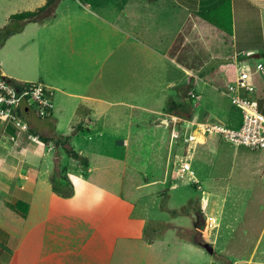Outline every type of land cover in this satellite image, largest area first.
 Returning <instances> with one entry per match:
<instances>
[{
  "label": "crops",
  "instance_id": "1",
  "mask_svg": "<svg viewBox=\"0 0 264 264\" xmlns=\"http://www.w3.org/2000/svg\"><path fill=\"white\" fill-rule=\"evenodd\" d=\"M156 1L131 0L130 27L117 18L120 14L113 17V12L106 10L83 11L85 15L80 11H56L53 19L37 22L42 39L48 40L49 34L57 42L50 46V64H45L51 66V71L46 68L40 75L48 84L41 82L51 90L53 108L48 118L39 119L28 112L25 117L38 135H65L68 140L57 147L52 142L34 143L0 120V264H155L163 253L173 250L171 243L190 246L191 238H167L172 228L184 229L182 215L194 219L187 206V184L203 191L199 178L209 185L216 184L218 177H203L192 171L194 182L178 166L186 149L182 138L190 128L186 121L218 122L238 128L241 114L226 89L223 94L239 111L237 117L232 109L218 112L214 102L193 104L194 97L201 100L199 94L190 95V112L180 108L167 112L164 108L169 101L181 103L182 98L186 99L191 92L189 83L194 84L191 89L198 91L199 87L204 90L205 85H210L211 77L219 80L223 76L220 73L202 72L213 59L220 60L215 61L218 68L225 65L222 59L231 58L229 62L236 68L240 60L250 65L241 52H254L250 56L259 58V51L264 50V0H158L178 8L181 15L176 22L168 17L157 18L156 12L161 9L156 7ZM115 3L122 4L123 0ZM118 10L121 12L123 6ZM198 10L214 13L213 19L218 22L221 12L224 17L230 12L231 34L197 15ZM96 18L102 23H93ZM255 19L260 30L251 27ZM242 38L250 44L245 43L240 53L235 52ZM227 47L234 52L227 53ZM56 54H60L58 58L63 55L57 62ZM253 66L250 65L253 96L264 112V82L260 74L264 64L258 71ZM140 68L144 78H148L145 82H154L152 69L161 68L167 87H160L154 93L157 98L147 105L128 104L140 112L133 128L105 122L108 110L123 114V109L116 108L124 104L123 100L112 99L124 98L117 82H135ZM48 74L54 79L46 77ZM7 75L14 79L10 73ZM110 83L116 91L114 95L108 91ZM151 116L156 117L151 121ZM171 116L176 117V124L169 123ZM101 117L110 128L102 129L98 122ZM143 123L149 126L145 128ZM173 133L180 139L172 138ZM8 136H14V140ZM132 136L137 139L134 152L129 149ZM106 147L110 149L105 151ZM232 147L238 148L217 136L201 139L192 144L190 169L194 156L209 163L213 155L230 156ZM66 148L85 157L86 167L68 156ZM62 167H68L66 170L71 173L66 196L53 190L50 183ZM215 196L209 190L200 192L194 202L189 200L198 217L193 232L196 238L192 241L196 243L192 246L217 241L220 226ZM17 201L27 204L25 214L14 208ZM159 201L164 205H159ZM161 209L168 220L158 217Z\"/></svg>",
  "mask_w": 264,
  "mask_h": 264
},
{
  "label": "rangeland",
  "instance_id": "2",
  "mask_svg": "<svg viewBox=\"0 0 264 264\" xmlns=\"http://www.w3.org/2000/svg\"><path fill=\"white\" fill-rule=\"evenodd\" d=\"M75 1L82 7H78ZM75 1L62 0L58 11H80L78 13L82 15H85L83 11L87 12V10H92L97 13H103L102 10H106L107 12L111 11L113 12V17L115 14H120L117 18H122L125 26L130 27L133 11L131 0H123L122 4H116L115 0ZM41 4L42 0H0V27L5 26L9 22L8 17L11 14L24 10H32ZM120 5L123 6L121 12L118 10ZM155 5L157 8L161 9L156 12L158 19L163 16L168 17L172 22H176V19L181 15L178 8L172 4L162 3L157 0ZM163 5L165 8H163ZM58 11L57 14H59ZM92 22L97 24L102 23V21L97 18ZM10 24L12 26L15 22L9 23V26ZM170 27L173 28L172 25H170ZM251 27L260 30L259 21L257 19L253 20ZM39 28L40 24L37 22L27 23L21 31L7 37L0 46V69L5 72L6 75L10 73L12 75L10 77L14 79L18 77L24 79L21 80V82L38 80L45 82L40 75L46 72V68L48 71H51V66H47L52 60V58H50L52 52L50 46L57 44V42L50 38L49 34L47 35L48 40L42 39ZM255 39L256 38L253 37L252 41ZM240 41L241 40L238 41L235 47V52H239L243 46L250 44L247 43L244 38H242L244 43L241 41L242 44H240ZM228 52L233 53L234 50H229L227 47V53ZM242 53L246 55L250 65H255L258 61L264 64V50L259 51L260 56L257 59L250 56L254 52H248L247 54L246 51H244L241 52V54ZM44 55L48 57H44ZM59 56L60 54H56L54 57L56 62L63 55L58 58ZM46 63L47 65L45 67ZM214 68L211 69L214 71H212V73H220L223 76L219 80H216V83H209L212 86L205 85L204 90H207L206 87H208L209 90L207 91L200 89V87L198 91L191 89L190 94L193 93L196 96L197 94L201 95V100H197V97H194L192 102L193 104L198 102V105H211L212 102H214L218 105V107H216L218 112L232 109L237 117L239 111L230 104L227 97L223 94L228 80L234 75L235 66L230 63L220 66L216 70H214ZM152 70L156 76L154 82H149L148 80V82L144 81V79L148 78H144V71H142L141 68L138 71L135 82H129L130 84L117 82V87L123 88L124 98L118 99V97H116L112 99H114L113 101L123 100L124 104L122 106H116L119 110L123 109V114H116V111L112 112L113 110H108V114L104 115L105 122L118 123L119 126H124L123 129L130 128V126H132V128L134 127L135 119L140 112L134 106L129 107L128 104L147 105L153 101L152 98H157L154 96V93H157L160 87L164 89V85L167 87L166 78L160 75L161 68H153ZM209 71V69L206 70L205 74ZM260 74L264 82V71ZM46 77L54 79V77L49 74L46 75ZM223 77L226 79L222 80ZM188 79L191 80L192 78L189 77ZM108 91L111 95H114L113 93L116 92L112 89L111 83L109 84ZM167 91L170 92L172 90L169 89ZM159 95H162V93ZM159 95L157 94V96ZM176 101L178 102L179 98H176ZM110 113L114 114L109 115ZM194 116L196 117L197 114L195 113ZM140 117L141 116H139V118ZM155 117L156 116H151V121L154 120ZM98 122L102 129H105L104 126L110 128L102 123V117L98 119ZM142 126L147 128L149 125L143 123ZM179 130L183 132L182 128ZM190 130L191 128H189L188 131ZM178 139H180V136ZM135 140L137 141L133 136L130 137L129 149L131 152L135 151ZM179 144L181 143L179 142L177 145ZM109 149L110 147H106L104 150L108 151ZM132 156L133 154H131V156L129 155L130 160ZM66 169L68 170V167H62L57 172H63L66 174L67 178H70L71 173H68ZM189 171L191 174L193 173L192 171H195L197 174H202L203 177H205V174H208L210 177L213 175L218 177L216 184L209 182V185H207L205 179L201 180V178H199L201 190L213 191L216 195L214 198L217 200L216 207L219 211L217 215H219L218 222L220 228L217 241L215 243H209L213 247V253L209 254L203 247L191 245V243H196L192 241L196 238L193 232L195 229L194 225L198 222V217L196 210L188 203L191 199L194 202L200 195V192L203 191L194 187L192 183H188L186 188L189 189L187 197H190L187 200V206L189 210L192 211L191 213L194 219L192 220L191 217H184L182 215L180 221H182L181 223L184 225V229L176 231L173 230L175 228H172L167 238L178 239L179 236L185 237L186 239L191 238L190 246L184 245V243H171L173 250L163 253L160 258L156 260L155 264H264V149L253 151L242 146L236 149L232 147L230 156L221 158L213 155L209 163L199 160L194 156L192 169ZM159 205L163 206L164 204L159 201ZM160 212L158 217L166 220L168 218L166 213H162V209ZM162 231H164V229H162Z\"/></svg>",
  "mask_w": 264,
  "mask_h": 264
},
{
  "label": "built area",
  "instance_id": "3",
  "mask_svg": "<svg viewBox=\"0 0 264 264\" xmlns=\"http://www.w3.org/2000/svg\"><path fill=\"white\" fill-rule=\"evenodd\" d=\"M238 56L239 54L236 55L237 58ZM253 69H263V64L257 62ZM252 73L250 65L240 60L232 81L226 86V94L241 114V124L238 128H229L218 122L186 121L191 130L182 138L186 149L177 164L181 170L189 173L191 181H194L189 171L193 156L192 144L200 143L201 139L207 136H217L235 147L264 149V112L260 110L258 101L253 96L255 88L251 81ZM190 95L194 96L193 93ZM52 108L51 90L46 84L41 81L11 80L0 71V120L14 128L18 135L22 134L29 141L39 143V135L31 130L25 115L28 112L39 119L48 118ZM169 120V123L176 124V117L171 116ZM178 136L177 133L172 134V138ZM8 138L14 140V136Z\"/></svg>",
  "mask_w": 264,
  "mask_h": 264
},
{
  "label": "trees",
  "instance_id": "4",
  "mask_svg": "<svg viewBox=\"0 0 264 264\" xmlns=\"http://www.w3.org/2000/svg\"><path fill=\"white\" fill-rule=\"evenodd\" d=\"M58 2H59V0H45V2L42 5L36 7L35 9L24 10V11H20V12H16V13L11 14L8 17L9 22L5 26L0 27V46L4 43V41L7 37L13 35L16 32L21 31L23 29V27L25 26V24L30 23V22H42L45 20L53 19L56 16L55 11H56V7L58 5ZM196 13H197V15L201 16L202 18H204L208 22L217 25L219 28L224 30L227 34H231L232 28H231V20L229 18L230 12H227L226 17H224L223 13L221 12L222 16L220 18V22H218V20L216 21L213 19L214 13H211V15H210L208 12H206V10H198ZM216 14H217V12H216ZM11 22H15V24L12 26L10 24V26H9V23H11ZM217 59L218 58L213 59L202 70V72L205 74L206 70L209 69L211 71V69L215 67V64H216L215 61H220ZM230 60H231V58H225V59H222L221 63H224L225 65H227V64L231 63V62H229ZM216 69H217V66L214 68V70H216ZM214 74H217V73H214ZM232 77L228 80V83L232 80ZM208 79H210V78H208ZM224 79H226V78H223L222 80H224ZM11 80H13V79H11ZM208 82L212 83V84L216 83V81L213 80L212 77L210 80H208ZM227 84H226V86H227ZM193 85H194L193 83L188 84V89H189L188 92H190ZM191 99H192V97L190 96V93H188L186 95V99L182 98L181 103L169 101L167 106L164 108V111L173 112L176 110L178 111V108H180V109H185V110L190 112L191 108H192ZM39 138H40V141L43 142L44 144H46V143L48 144V142H52L53 146H55V147H57L59 145L63 146L68 140V136H65V135H58L56 137L55 136L45 137V136L39 135ZM65 151H66L68 156H70L71 158H73L75 160H78L83 166L86 167L87 161H86L85 157H83L78 152H76L72 149H69V148H66ZM50 183H51L53 190H55L56 192H59L62 196H66L69 194L68 188L70 186V182H69V179L67 178L66 174H64L63 172L55 173L50 178ZM14 208L23 214H25L27 212V204H25L22 201H17L14 204Z\"/></svg>",
  "mask_w": 264,
  "mask_h": 264
},
{
  "label": "water",
  "instance_id": "5",
  "mask_svg": "<svg viewBox=\"0 0 264 264\" xmlns=\"http://www.w3.org/2000/svg\"><path fill=\"white\" fill-rule=\"evenodd\" d=\"M209 254L213 253V247L208 243V242H204L201 245Z\"/></svg>",
  "mask_w": 264,
  "mask_h": 264
}]
</instances>
